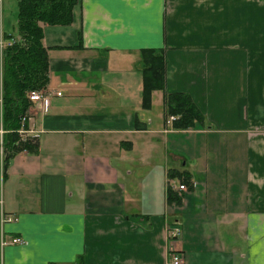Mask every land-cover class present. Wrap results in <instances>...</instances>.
Segmentation results:
<instances>
[{"label": "crops", "instance_id": "1", "mask_svg": "<svg viewBox=\"0 0 264 264\" xmlns=\"http://www.w3.org/2000/svg\"><path fill=\"white\" fill-rule=\"evenodd\" d=\"M3 1L6 45L17 3L7 29ZM71 14L40 22L45 98L22 113L34 147L3 163L0 264H170L175 226L180 264H264V0H76ZM146 48L163 84L143 98ZM173 92L201 118L173 122Z\"/></svg>", "mask_w": 264, "mask_h": 264}, {"label": "trees", "instance_id": "2", "mask_svg": "<svg viewBox=\"0 0 264 264\" xmlns=\"http://www.w3.org/2000/svg\"><path fill=\"white\" fill-rule=\"evenodd\" d=\"M76 0H16V29L18 38L4 45L1 50V126L5 130L0 135V147L3 150L0 165V177L3 163L20 149L30 150L35 141L29 138L21 140L16 129L20 125V116L29 99V89L43 87L47 80V55L41 42L40 22L68 23L71 9ZM11 36H4L9 38ZM12 38V37H11ZM143 98L153 87L163 84V57L158 49H144ZM145 93V95H144ZM169 111L177 116L173 119L180 125L195 123L201 114L189 96L183 92L166 93ZM187 188L191 183L188 180ZM172 200H179L178 194L168 188Z\"/></svg>", "mask_w": 264, "mask_h": 264}, {"label": "built area", "instance_id": "3", "mask_svg": "<svg viewBox=\"0 0 264 264\" xmlns=\"http://www.w3.org/2000/svg\"><path fill=\"white\" fill-rule=\"evenodd\" d=\"M0 4H1V2H0ZM11 41L12 40L9 39L5 44H9ZM3 46H4V44H3L2 38L0 37V55H1V50H2ZM44 93L45 92L43 89L34 88V89H29L26 94H27V97L30 101L40 105L42 100H44V98H45ZM56 93H59V92L56 91ZM42 107L44 108L43 104H42ZM0 108H1V75H0ZM0 113H1V110H0ZM170 118H173V117L170 116ZM23 121H24V115L22 114L20 116V125L16 129L20 138H21V134L24 133L26 130V128L23 127ZM3 131H5V130L1 126V117H0V135H1V133H3ZM23 139H25V138H23ZM177 188L180 190H184L185 186L183 183H178ZM5 220H10V219H9V217H5ZM167 236L169 238V243L167 246V254L169 257V263L170 264H180L181 254H180V252L176 251V248L174 247L173 242L181 236V230L176 226L168 228L167 229ZM11 241L15 243V242H19L20 240L18 238H12Z\"/></svg>", "mask_w": 264, "mask_h": 264}, {"label": "rangeland", "instance_id": "4", "mask_svg": "<svg viewBox=\"0 0 264 264\" xmlns=\"http://www.w3.org/2000/svg\"><path fill=\"white\" fill-rule=\"evenodd\" d=\"M15 0H6V1H3V8H4V16H7L8 19L5 18V23L8 22V27L7 29H11V23H13L12 19L15 15V10H13V8L11 7V3H13ZM7 25V24H6ZM15 25V31L14 32H11V31H8L10 32V35H13L15 36L16 34H18L17 32V29H16V24L14 23ZM18 38V36H17ZM15 38V39H17ZM1 155H3V150H1Z\"/></svg>", "mask_w": 264, "mask_h": 264}]
</instances>
